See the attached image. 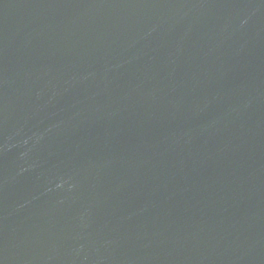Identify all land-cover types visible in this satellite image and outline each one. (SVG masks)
I'll return each instance as SVG.
<instances>
[{"label":"water","instance_id":"water-1","mask_svg":"<svg viewBox=\"0 0 264 264\" xmlns=\"http://www.w3.org/2000/svg\"><path fill=\"white\" fill-rule=\"evenodd\" d=\"M0 264H264V0H0Z\"/></svg>","mask_w":264,"mask_h":264}]
</instances>
